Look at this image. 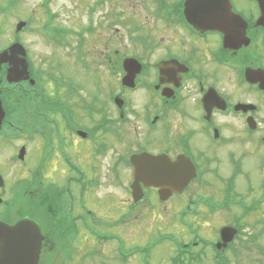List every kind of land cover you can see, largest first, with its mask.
Returning <instances> with one entry per match:
<instances>
[{"label": "flooded vegetation", "instance_id": "1", "mask_svg": "<svg viewBox=\"0 0 264 264\" xmlns=\"http://www.w3.org/2000/svg\"><path fill=\"white\" fill-rule=\"evenodd\" d=\"M50 2L41 4L46 10L42 31L58 37L52 43L73 48L75 55L59 56L51 51L53 59L36 68L25 45L26 79L10 83L6 79L8 64L0 68V95L12 103L17 92L21 109L38 118L37 135L35 121L22 133L28 139L39 138L44 181L47 184L55 177L60 185L42 190L29 179L23 186L11 187L10 198L0 191V220L13 226L29 217L38 224L43 238L37 264H56L51 256L53 236L62 237L61 224L69 225V236L77 239L78 224L93 233L94 220L101 223L100 217H114L109 207L115 206L120 229L134 207L145 197L150 199L151 193L159 202L156 205L171 214L167 224H180L199 241L159 235L155 245L169 240L175 246L165 252L169 264H228V254L235 257L241 250L263 254L264 212L256 220L261 224L259 230H245L246 215L264 204L263 195L243 199L241 190L249 194L250 175H264V0H90L85 24L80 26L58 23L61 13H50ZM124 2H128L129 16ZM117 41L118 45L108 49ZM125 42L132 46L131 51H125ZM87 45L92 47L86 49ZM130 62L137 64L138 71L127 84ZM130 127L131 133L127 132ZM126 141L130 146H123ZM53 143L55 152L50 156ZM24 147L26 155L28 145ZM142 153L164 155L171 161L188 158L197 175L203 171L221 175L227 169V178L220 177L223 188L217 193H233L232 198L201 199L196 193L192 198L188 188L195 178L165 199L160 198L159 187L140 183L143 196L135 202L130 188L131 158ZM104 155L109 157L107 165L114 175L130 171L127 209L114 204L103 210L99 207L103 205L86 199ZM21 193H25L24 199ZM36 194L40 205H35ZM20 199L31 203L54 227L46 231L39 217L19 205ZM201 208L209 215L198 216ZM221 208L229 215L218 218L228 221L218 224L216 239L200 237L192 224H210L211 214L216 216L214 212ZM95 210L103 212L95 215ZM224 227L236 230L227 242L221 234ZM122 233L117 237V249L124 256ZM151 249L141 250L148 257H140L149 264ZM169 250L173 252L167 253Z\"/></svg>", "mask_w": 264, "mask_h": 264}, {"label": "rangeland", "instance_id": "2", "mask_svg": "<svg viewBox=\"0 0 264 264\" xmlns=\"http://www.w3.org/2000/svg\"><path fill=\"white\" fill-rule=\"evenodd\" d=\"M42 1L43 0H15L13 1L16 2L15 5L13 2H11L10 5L13 6L4 8L8 4L9 0H0V51L9 45L10 41L19 42L23 46L26 45L29 49L32 62L36 68L40 66L43 67L44 61L46 62L48 59H53L49 57V54L52 53L51 51L56 52V55L59 56H68L70 53L71 55H75L73 48L70 49L58 47L52 43V41L54 42L58 37L53 38L48 32L42 31L41 27L46 13V10L43 8V6H41ZM89 1L90 0H51L48 9L50 13H54V11L61 13L58 18V23L65 25L78 24V26H80L85 24L86 9L88 7ZM124 7L126 15L129 16L131 11L129 9L128 2H124ZM20 20L26 21L27 24L19 32H15V25ZM16 37L19 39H15ZM114 45H118V41L116 43H110L108 49ZM90 47L92 46L87 45L85 48L87 49ZM125 47V51L127 52L131 51L132 49V46L127 42H125ZM95 51L98 53V49H95ZM114 81V78H109L108 80V82L111 84L114 83ZM106 92L107 87L103 89L104 95ZM136 95L137 93L132 95L133 98H136ZM137 104L138 107L142 109V101L138 99ZM34 115H36V113H34ZM37 119L38 118L31 117L22 110L15 122L18 123L20 121L22 132L25 131V127H29L31 121H35L36 124L33 130H35L34 133L36 134V129L38 128L37 124H39ZM5 131H7V133L5 132L6 134L12 132L8 130ZM127 132L131 133L132 127L128 128ZM36 135H34L32 139H28L26 134L22 133L19 137L11 139L5 134H0V174L5 180V185L0 188V191L4 193L3 195L5 198H10V194L8 192L11 187H14L15 189V187L23 186L24 184H27L26 181L29 179L31 184L38 186L42 190L47 189L49 185L60 187L55 177L50 179L46 184L43 176L41 175L43 171L41 169L40 163H42V161L39 153V138ZM144 135L145 134L143 132L139 133L140 137H144ZM23 144L28 145L27 154L24 156L23 160H18L16 158V154L18 153L19 147ZM54 145V143L51 145L52 149L50 156L54 155ZM123 146L128 147L130 146V143L126 141ZM106 155L101 157L97 163L99 164L100 170L95 172L93 175V178L96 179V181H94L92 187L90 186V189L87 190L88 194L86 199H91L92 202L94 201L95 203H93V205H97V203L99 205H103L99 206L103 210L106 209L105 206L107 207L114 204H121L127 209L128 205H130V199L128 197L129 190L127 187L130 181V171L125 169L124 172L120 173V175H114L109 170L107 165L109 157ZM211 167L213 166L211 165ZM202 174L203 175H201L199 179L194 180L188 188V194L192 198L196 196L193 195L195 193L197 196H200L199 198L201 199L224 200V198H232L233 193L226 196L223 194V192L217 193V190H222L223 188L221 184H223L224 181H220V177L227 178V169L222 170L220 172L221 175H217L210 171H203ZM250 176L252 179L250 186L251 191H248L249 194H247L242 189L241 191L243 192V199H256L262 195L259 182L264 178V175L252 174ZM24 194L25 193H21L20 195V197H23V199L25 198ZM150 195V199L145 197L146 199L134 207V209L131 211V216L129 219L127 218V220L123 223V227H120V229L118 224L115 222V214L119 213L115 206L114 208L112 206L109 207L111 213H114V217H100L99 219L102 221L101 223L99 221L98 223L97 219L94 220L95 222L93 223V226L95 232L99 235L114 234L115 239L113 238V240L101 239L96 233H87L81 224H78L79 236L77 239H72L69 236H53L54 249H52V253L55 256H51L54 259V262L56 264L59 261H61V264H143L139 251H134L132 254L127 255L125 261L121 260L120 253L117 249V242L119 243L117 237L118 234H121V231L124 232L122 234H124L123 236L125 240L124 244L126 252L133 251L136 248L142 250L148 248L161 234H170L178 240L198 241V239L195 237L191 238V233H189V231L180 224H167V218L171 214L167 208L162 209L156 205V203L159 202L156 200L154 193H151ZM33 196L37 197V194ZM1 197L3 196L1 195ZM237 198H240V196H237ZM35 199V205H40L38 197ZM124 200L126 202H124ZM19 205H25L32 215H34L36 218L39 217L40 221L45 224L46 231H48L50 227H54V224H49L47 217L32 207L31 203L27 204L24 202V200L20 199ZM166 207H168V204ZM235 209H237L236 211H239L238 207H232V210L235 211ZM103 210H95L97 211L95 212V215L102 213ZM46 211H48V208H46ZM198 211V216L201 214L206 216L209 215L207 209L202 210L201 208ZM263 212L264 204L257 211L248 213L246 215L248 218L246 220L247 227L245 230L251 233L259 230L261 224L256 223V220H260V216H262ZM214 213L217 215L213 216V214H211L210 224H205L202 222H195L192 224L194 229L195 226H197L198 231L196 229L195 230L199 236L204 239L207 238L208 241H214L216 239L215 229L218 227V224H223L224 222L228 221V219L218 220L219 217L222 218L229 215L228 212H225V209L221 208L219 211ZM93 219H95V217ZM185 234L190 238H186V236L184 237L183 235ZM71 235L72 234H70V236ZM260 243L264 245V235L261 236ZM68 246H71V250H73L74 247L71 257L67 256L69 254ZM174 247L175 246L172 245V242H169V240L168 242L164 241L160 244H157L155 248L151 249L152 256L150 255V264H169L168 261H166L165 252L168 250V248ZM172 252L173 250H169L167 253L171 254ZM228 256V264H234L235 262L236 264H264V253L262 254L254 249L249 250V252L241 250L235 257H233L232 254H228ZM39 264H51V261L45 263L40 262Z\"/></svg>", "mask_w": 264, "mask_h": 264}, {"label": "water", "instance_id": "3", "mask_svg": "<svg viewBox=\"0 0 264 264\" xmlns=\"http://www.w3.org/2000/svg\"><path fill=\"white\" fill-rule=\"evenodd\" d=\"M23 25L24 22H18L16 31L20 30ZM25 54L24 47L17 42L0 53V65L8 64L6 71L8 82H17L28 77ZM128 66L130 70L126 69L128 76L125 77L127 84L132 81L138 71L136 63L130 62ZM132 67L134 68L133 71L131 70ZM4 116L5 112L0 100V127ZM23 155L24 147H21L18 158L22 159ZM131 162L133 165L131 188L135 202L143 196L140 183L144 187H159V195L165 199L173 190L180 191L195 176L194 166L188 158L184 157L171 161L164 155L154 156L142 153L132 157ZM3 185L4 180L0 175V186ZM235 231L231 227L222 228L223 241H229ZM224 234L226 238H224ZM42 238L37 223L28 217H23L13 226L0 221V264H37Z\"/></svg>", "mask_w": 264, "mask_h": 264}, {"label": "trees", "instance_id": "4", "mask_svg": "<svg viewBox=\"0 0 264 264\" xmlns=\"http://www.w3.org/2000/svg\"><path fill=\"white\" fill-rule=\"evenodd\" d=\"M1 99L3 101V107L6 112V116H5V121L3 122L2 127L0 129V134L7 132L5 130H8L14 132L13 134H15V136H20V132L22 130L20 121L18 123L15 122L18 115L22 112L20 106L21 102L18 100L17 93L13 94L12 103L6 101V98L2 97V95H1ZM135 250H137V248L134 249L133 251H129V252L127 251V253L129 254L133 253Z\"/></svg>", "mask_w": 264, "mask_h": 264}]
</instances>
